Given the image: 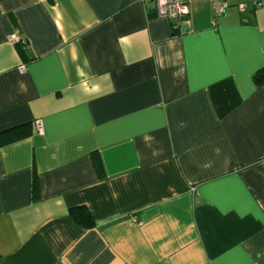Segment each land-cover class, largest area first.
<instances>
[{"label": "crops", "instance_id": "0c3cea01", "mask_svg": "<svg viewBox=\"0 0 264 264\" xmlns=\"http://www.w3.org/2000/svg\"><path fill=\"white\" fill-rule=\"evenodd\" d=\"M224 1L173 34L153 0H0V264H264V0Z\"/></svg>", "mask_w": 264, "mask_h": 264}, {"label": "built area", "instance_id": "2783aa9c", "mask_svg": "<svg viewBox=\"0 0 264 264\" xmlns=\"http://www.w3.org/2000/svg\"><path fill=\"white\" fill-rule=\"evenodd\" d=\"M155 4V15L157 17L168 19L171 23H174V27H179L181 21H183L189 13V2L192 0H153ZM212 4V13L214 17L222 15L227 9L228 5L224 0H208ZM258 5V3H256ZM238 9L243 11L244 6L239 5ZM20 38L16 35H11L8 38V42L13 43ZM25 67L19 68V73L23 74ZM36 128L41 131V126L36 123Z\"/></svg>", "mask_w": 264, "mask_h": 264}, {"label": "trees", "instance_id": "16d2710c", "mask_svg": "<svg viewBox=\"0 0 264 264\" xmlns=\"http://www.w3.org/2000/svg\"><path fill=\"white\" fill-rule=\"evenodd\" d=\"M156 17L157 16L155 15V13L148 14V19H153ZM171 26H172V33L177 34L179 27H174L175 26L174 23H171ZM253 81L257 87L264 85V69H261L260 71L254 74ZM14 132H15V129H11L7 132L0 134V146H4L8 143L15 142L19 140L20 138H23L26 136L25 132H22V131L17 132V133H14ZM96 164L99 167L97 160H96ZM70 216L72 220L74 221V223H76L78 226L82 228L87 229L92 226V219L90 215L88 214V212L83 208H76V209L70 210Z\"/></svg>", "mask_w": 264, "mask_h": 264}]
</instances>
